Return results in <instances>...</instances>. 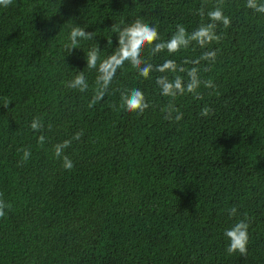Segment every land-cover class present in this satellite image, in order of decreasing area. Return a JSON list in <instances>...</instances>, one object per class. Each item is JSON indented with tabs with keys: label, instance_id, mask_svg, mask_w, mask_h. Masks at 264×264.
Wrapping results in <instances>:
<instances>
[{
	"label": "trees",
	"instance_id": "obj_1",
	"mask_svg": "<svg viewBox=\"0 0 264 264\" xmlns=\"http://www.w3.org/2000/svg\"><path fill=\"white\" fill-rule=\"evenodd\" d=\"M246 3L13 0L0 6V193L12 205L0 218V264H264V13ZM216 7L231 18L228 28L217 24L219 42L205 48L193 42L172 55L144 52L153 64L173 59L196 66L202 81L215 84H201L202 99L186 92L171 101L183 113L180 122L162 111L170 98L161 95L156 77L164 74L144 79L127 64L91 105L98 72L87 68L86 53L99 48V66L115 51L113 24L142 18L167 41L178 24L191 33L210 22L207 13ZM76 25L94 38L80 39L68 54ZM209 50L217 51L215 63H191ZM78 71L89 84L85 92L67 86ZM167 75L187 80L186 73ZM133 88L151 105L143 115L120 108L121 91ZM206 106L213 114L202 117ZM37 117L43 129L33 131ZM65 140L71 170L54 154ZM22 149L31 150L27 162ZM245 216L248 256L229 255L224 232Z\"/></svg>",
	"mask_w": 264,
	"mask_h": 264
},
{
	"label": "clouds",
	"instance_id": "obj_2",
	"mask_svg": "<svg viewBox=\"0 0 264 264\" xmlns=\"http://www.w3.org/2000/svg\"><path fill=\"white\" fill-rule=\"evenodd\" d=\"M13 0H0V6L7 8L12 4ZM246 7L258 13H264V3L259 0H247ZM201 16L204 15L203 9L199 11ZM208 23L201 24L196 30L189 33L184 25L178 24L176 31L172 37L167 40H161L158 28L154 25L147 24L142 18H137L133 23L127 26L120 24H113L112 31L118 36V46L115 51L103 61H99V48H93L86 54L87 68L96 69L98 75L96 77V94L91 102L94 105L97 101L102 100L107 94L112 81L115 79L118 70H121L125 65H130L137 70L138 75L144 79H149L151 73L158 72L164 75L156 77V84L160 89L161 95L169 97L170 101L162 111L166 112L165 119L173 122H180L183 119V113L174 106L171 102L177 96H183L187 93H196V90L203 84L206 88H215V84L211 80L202 81L200 78V69L196 66L186 68L183 65H178L173 59H167L162 64H153L144 58L145 49L148 50L150 56H155L158 53L167 51L169 55L179 52L181 49H187L193 42L198 44L201 48H205L213 41L219 42L220 36L216 33L217 24H222L225 28L231 25V18L224 15L220 7L207 13ZM94 38V32L86 31L85 28L76 25L70 32V43L67 44L66 50L71 54L73 49L77 48L80 39L91 40ZM108 45H112V40H108ZM217 57L216 50H209L203 52L201 57L195 61H191L194 65H199L201 61H209L215 63ZM185 64L189 61H185ZM204 71H208L207 68ZM167 73H186L187 80L181 75H173L170 79ZM67 86L72 89H77L80 92L88 90L89 84L87 82L84 71H78L75 78L67 82ZM197 98L202 99L198 93ZM90 105V106H91ZM5 104L4 107H8ZM144 92L139 88L126 89L121 91V104L120 108L125 109L130 113L143 115V113L150 107ZM115 107V105H113ZM213 114L210 107H204L200 115L202 117H209ZM33 131H40L43 129V123L40 118H34L31 125ZM50 127V126H49ZM83 136V132L75 134L73 139L79 140ZM45 142L43 135L39 136L38 143L41 145ZM71 144L70 140H65L54 146V154L58 159L63 160V167L71 170L74 167L73 162L67 155H64V149L68 148ZM22 161L27 162L31 157L30 149H22ZM3 194L0 193V218L6 215V209H11L12 205L6 203L2 199ZM229 214L232 217L237 215V208L232 207L229 209ZM249 223L248 217L238 220L231 228L226 229L224 236L228 240L226 252L229 255L239 253L240 256H248L249 244Z\"/></svg>",
	"mask_w": 264,
	"mask_h": 264
}]
</instances>
